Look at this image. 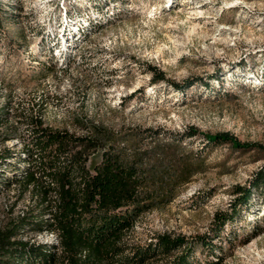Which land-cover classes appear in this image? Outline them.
<instances>
[{
	"label": "rangeland",
	"instance_id": "374dc122",
	"mask_svg": "<svg viewBox=\"0 0 264 264\" xmlns=\"http://www.w3.org/2000/svg\"><path fill=\"white\" fill-rule=\"evenodd\" d=\"M21 1L0 0L10 10L0 23V227L35 204L32 187L6 182L26 165L23 142L41 120L148 153L158 191L176 195L140 216L133 241L210 232L217 212H231L234 187L249 185L264 164L262 151L205 137L230 132L243 144L264 146V0H187L185 9V0ZM65 7L86 9L89 25L62 51L52 35ZM65 23L70 30L78 25ZM153 67L163 79L154 80ZM191 127L197 134L186 137ZM149 130L158 137L138 139ZM102 153L99 146L89 156L91 169ZM183 169L186 183L176 177ZM22 235L57 240L54 232ZM214 241L215 256L202 247L196 252L203 264L216 256L218 264H264V188Z\"/></svg>",
	"mask_w": 264,
	"mask_h": 264
},
{
	"label": "trees",
	"instance_id": "16d2710c",
	"mask_svg": "<svg viewBox=\"0 0 264 264\" xmlns=\"http://www.w3.org/2000/svg\"><path fill=\"white\" fill-rule=\"evenodd\" d=\"M10 10L0 8V23L7 21ZM154 80L164 78L156 67ZM178 89L185 88L174 84ZM5 119L0 113V125ZM31 137L24 139L18 176L7 178L24 189L32 187L35 204L23 216L0 227V264H203L197 257L202 247L216 255L219 237L241 208L248 207L255 190L264 188V164L249 185H236L231 212H217L210 232L187 236L157 233L140 243L131 238L141 215L158 203L175 198V193L158 191L157 166L146 151L122 146L113 141L99 143L92 136H79L68 130L44 127L37 120ZM156 131L136 134L138 139L158 137ZM197 134L194 128L186 137ZM109 135L107 136V138ZM209 143H231L243 149H257L260 144H243L230 132L207 134ZM133 146L138 144L133 143ZM103 146L101 161L93 169L89 156ZM153 163V164H152ZM187 170L176 172L181 183L189 181ZM27 231L36 237L54 232V243L25 239ZM207 258L206 264H218L220 257Z\"/></svg>",
	"mask_w": 264,
	"mask_h": 264
},
{
	"label": "bare ground",
	"instance_id": "6f19581e",
	"mask_svg": "<svg viewBox=\"0 0 264 264\" xmlns=\"http://www.w3.org/2000/svg\"><path fill=\"white\" fill-rule=\"evenodd\" d=\"M12 1V0H11ZM19 0H15V4L14 5H19L18 2ZM21 1V0H20ZM50 1L51 0H43V3H46V5H50ZM69 1V0H68ZM77 1V0H76ZM110 1V3H114L116 0H108ZM22 2V1H21ZM71 2V1H70ZM186 2L187 0H185V3L183 4L184 9L186 6ZM83 3V2H82ZM95 3V2H94ZM79 4V3H78ZM60 6V5H59ZM66 6V5H65ZM72 6V5H71ZM98 6V5H97ZM100 6V5H99ZM201 6L202 3H200L199 7H194L193 9V13L196 14L197 12H201ZM82 7V6H81ZM108 7V6H107ZM100 8V7H99ZM72 9V8H71ZM68 10V8L66 9V7L62 10L64 12L63 13V17L64 19L61 20L62 17L57 18L56 19V26L58 27V30L56 31V33L54 35H52V38L55 37V40L53 41V46L57 45V47L59 46L60 49L63 51L67 46L69 47V45H72V41H77L78 39H80L82 37V35L84 33H86L85 31H87V26L89 25V17L87 15V10L86 9H81V8H75L73 7V10ZM88 9V8H87ZM97 11V10H96ZM55 14V12H53ZM86 13V14H85ZM97 13V12H96ZM59 14V13H58ZM91 15V14H90ZM68 18H70V21H75V23H78L77 26H75L72 30H70V28H66V23L65 21L68 20ZM91 18V17H90ZM97 18V17H96ZM66 19V20H65ZM95 21V20H94ZM52 22V21H51ZM92 25V24H91ZM54 28V27H53ZM93 28V27H92ZM89 31H91L89 29ZM83 38V37H82ZM54 49V47H53ZM59 50V49H58ZM71 50V49H70Z\"/></svg>",
	"mask_w": 264,
	"mask_h": 264
}]
</instances>
